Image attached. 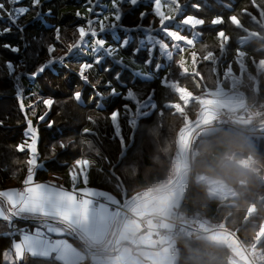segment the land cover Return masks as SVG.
Here are the masks:
<instances>
[{
    "label": "trees",
    "instance_id": "trees-1",
    "mask_svg": "<svg viewBox=\"0 0 264 264\" xmlns=\"http://www.w3.org/2000/svg\"><path fill=\"white\" fill-rule=\"evenodd\" d=\"M41 1L40 8L30 7L27 14L18 18L10 27L7 22H0L1 30L6 27L10 29L9 32L0 34V189L18 186L26 177L29 154L27 151L16 152L15 146L24 139L27 118L36 122L40 115L48 111L40 96L54 99L47 117L54 124L50 128L47 127V121L37 125L38 160L41 165L36 171V179L51 172L63 173L76 158H85L93 162L87 169L88 185L106 191L118 200L122 196L132 197L164 184L170 170L161 173L158 165L153 164L152 157H158L161 162L167 160L168 154V162L175 160V144L181 136L185 119L177 115L173 108L167 107L180 102V96L162 85L163 75L166 74L167 80L177 78L179 86L198 96L207 90L216 89L227 62L232 60L236 49L240 48L245 53L244 60L249 74L253 76H244L239 86V90L245 94L247 107L254 115L251 124L243 128L223 123L198 132L194 144V148L198 149L194 165L205 167L203 172L206 175L218 179L222 178L226 169L224 164L229 159L237 161L252 155L255 159L252 170L257 171L259 177L249 172L238 173V179L244 180L245 184L234 187L238 195L236 200L213 199L208 196L205 185L190 186L180 210L186 216L196 214L209 222L222 223L226 229L236 232L245 246H250L255 232L264 220V185L260 183L264 178V166L259 167L256 158L259 156L264 159V138L247 134L251 128L264 126V73L256 75L252 64V61L264 59V27L261 26L264 25V16L257 11L258 7L264 8V0H180L185 14L192 13L206 21L197 29L201 36L193 46V52L200 60L194 77H181L174 61L163 69L155 70L156 52L149 64H146L149 59L148 49H137L136 39L140 33L138 29L150 26V20L156 21L149 2H139L135 6L120 4L121 19L117 23L121 30L120 41L125 37L124 30L138 29L133 32V39L125 48H119L112 56H105L103 62L96 65L92 54H74L66 59L50 58L49 45L54 43L52 34L57 27L61 28V39L56 44L53 56L67 54L66 50L73 48L78 41L75 27L84 21L76 17L75 12L79 10L87 14L83 7L86 0ZM193 5H200V10L197 11ZM245 10L252 17L244 15ZM48 11L49 14L45 15ZM37 15L41 17L38 20L34 19ZM213 16H224L225 23L213 26L210 23ZM228 16L239 18L242 29L234 28L232 23H228ZM220 28L232 37L223 53L219 52L221 43L216 35ZM187 31L183 34H189ZM248 31L256 32L259 37L241 46L239 39L245 37ZM106 39L112 43L110 34H106ZM213 51L217 57L221 56L218 62L207 60V55ZM82 61H88L92 65L87 79L77 71L78 64ZM7 62L13 65L12 72ZM137 70H141L142 74H149L150 79L137 76ZM97 80L98 84L95 83ZM128 89L133 91L139 102L152 95L156 104L152 114L138 119L134 128L130 123L129 110L123 107H133L131 101L123 99V93ZM75 90H80L81 102L69 99ZM31 91L36 95L26 97ZM19 97L25 105L23 111L18 102ZM36 97L39 101L32 105L31 102ZM198 105L197 102L190 104L189 120L195 119ZM32 110L35 113L33 116ZM116 110L119 115V134L115 132L110 118V114ZM89 115L97 119L89 123L86 119ZM146 127L156 132L149 138H139ZM83 129H88L86 135L82 132ZM68 138L73 143L62 149L57 146L55 155L45 158L49 154V145ZM131 138L135 140L129 144ZM170 140L171 154L164 151ZM149 145L151 157L147 150ZM143 169L150 170L147 176L143 175ZM251 205L255 207L256 215L246 219ZM190 244L199 246L196 251H192L189 246L182 245L178 264H228L225 250L193 239ZM259 247L264 254V243ZM15 264L61 263L53 259L30 258Z\"/></svg>",
    "mask_w": 264,
    "mask_h": 264
},
{
    "label": "crops",
    "instance_id": "crops-1",
    "mask_svg": "<svg viewBox=\"0 0 264 264\" xmlns=\"http://www.w3.org/2000/svg\"><path fill=\"white\" fill-rule=\"evenodd\" d=\"M49 1V0H45ZM30 2V4H29ZM139 2H149L152 0H92L93 12L97 15L113 16L114 19L103 24V29L96 33L95 36L86 38V48H79L71 55L81 54V56H88L92 54L94 64L99 65L103 62L105 56H112L116 54L119 48L123 49L132 41L133 32L135 29L124 30V35L120 41V29L117 26L121 19L120 4L129 3L132 6L137 5ZM167 2V0H164ZM4 4V9H0V22H7L10 27L18 18L24 16L29 11L30 7L40 8L42 1L33 7L32 0H0ZM31 5V6H30ZM83 7L87 12V3H83ZM27 9L26 12L22 11ZM152 11H154L152 7ZM167 11V9H165ZM49 11L45 13L48 15ZM82 16H91L90 13H81ZM78 17L77 15H75ZM232 24L239 23L237 17L232 16ZM39 15L34 19H40ZM240 24V23H239ZM94 25V21H93ZM264 27V25H261ZM6 27L0 29V34L7 33ZM201 27V26H200ZM57 29V28H56ZM137 40V49H148L149 59L146 64H149L154 52H156V65L155 70L163 69L171 64L173 59L168 54L166 44V37L160 28H140ZM197 31V30H196ZM189 34L193 35L191 30ZM199 36L196 41L200 39L201 33L197 31ZM106 34H110L112 43L106 39ZM183 34V33H182ZM81 33V37H82ZM137 35H135L137 37ZM185 35V34H184ZM79 37V38H81ZM256 32L248 31L245 37L239 39L240 45H244L253 38H258ZM220 43L224 37H218ZM79 40V39H78ZM120 41V42H119ZM97 42L98 52L89 49L90 43ZM78 43V41L76 42ZM119 43V45H118ZM76 45V44H75ZM74 45V46H75ZM73 46V47H74ZM194 46V45H193ZM193 46H185L182 55L177 53L175 59H181V67L184 71L189 73V76L196 75L197 65L200 60L196 58L193 52ZM17 51V48L13 49ZM137 50L134 51L136 53ZM245 53L240 50L239 56L234 54L232 58L231 68L226 70L227 65L223 70V75L216 89L207 90L198 96H189L187 91L177 84L173 86L174 91L182 98L189 99L187 101L198 102L199 109L196 111L195 122L200 123L213 118H221L218 114L226 113L229 111H236L241 108L243 100H246L245 94L239 90V86L243 81L244 76H252L249 74L247 64L245 63ZM207 60L214 62L212 58L207 55ZM10 72L13 71V65L9 62L6 63ZM255 67L256 75L264 73V59L252 61ZM89 63V68H91ZM135 74L142 79H150L149 74H142L141 70L135 71ZM253 78V76L251 77ZM170 81V80H168ZM162 85L168 87L166 83V74L163 75ZM256 80H254V89H256ZM131 94L133 92L129 90ZM34 92H29L26 97H33ZM183 96V97H182ZM133 102L135 99L132 96L126 98ZM39 101L36 97L31 104L34 105ZM150 101V100H149ZM78 102H81L80 99ZM238 106V107H237ZM247 106V105H246ZM126 109L129 110L128 106ZM240 110V109H239ZM130 111V110H129ZM241 112H246L242 109ZM32 110V116L34 115ZM248 114L251 115L250 110ZM213 117V118H212ZM232 125L245 128L251 124V117L248 115L238 116ZM233 119V117H232ZM33 123V127L43 121L39 120ZM215 120V119H213ZM217 121V120H216ZM212 124L206 125L197 130L203 132ZM48 127V126H47ZM206 127V128H205ZM50 128V127H48ZM264 129V126L260 127ZM26 127L23 131L24 139L29 140L25 135ZM254 130L253 128L250 129ZM189 133V132H188ZM188 133L185 136L180 152L183 153L182 164L185 165L189 157L190 143L192 137L185 145ZM39 134V133H38ZM30 142V140H29ZM29 154V153H28ZM88 160L85 159L83 164L85 167L88 165ZM253 163L252 157L243 158L240 161L234 162L229 160L226 162V169L222 174V178H211L206 175L202 169L195 171L189 182L177 178L163 187H157L140 192L136 197L130 199L118 200L113 195L106 191L94 188L88 185V175L82 171L79 175L83 177L76 180L75 169L71 168V163L63 173L51 172L45 177L36 179L37 183H43L45 187L56 183L63 186L66 190H72L76 187L80 193L87 192L88 195L74 196L76 201L72 211L65 212L63 210L54 211L46 207L45 210L32 211L28 209H10L7 200L0 196V264H15L18 262H25L30 258L38 259H53L61 264H178L179 256L176 258H169L167 245L162 247H155L150 238L149 232L144 230L136 221H128L123 216L111 210V206L123 204L129 208L133 214L137 216L160 214L168 216L173 208H179L183 202L186 191L190 186L205 185L207 193L210 198L219 199L221 201L230 199L236 200L238 198L235 186H243L244 183L238 179V173L249 172L255 173L251 169ZM41 165V163H39ZM39 164L34 169H40ZM234 164L235 166H232ZM69 175L72 177L73 186L71 184ZM26 178V177H25ZM178 179V180H177ZM84 181V182H83ZM264 183V178L260 182ZM233 184V186H232ZM17 188V186H8L0 189V192L8 189ZM95 200H102V204L97 210L92 208V203ZM233 205V204H230ZM256 209L251 205L247 211L246 219L255 216ZM207 220L199 224H192L189 226L187 234L181 237L178 241L179 247L182 245L189 246L192 251H196L197 245L190 244V240H197L213 245L217 249H222L227 252L228 264H263L264 254L259 245L264 241V221L260 224L259 229L255 232L252 244L245 246L241 239L237 236L236 232L230 231L226 228L219 229L209 226ZM16 226L17 229L13 230L12 227ZM20 243L24 245V254L21 259H15L18 254L14 251V245ZM181 253V248H180Z\"/></svg>",
    "mask_w": 264,
    "mask_h": 264
},
{
    "label": "snow or ice",
    "instance_id": "snow-or-ice-1",
    "mask_svg": "<svg viewBox=\"0 0 264 264\" xmlns=\"http://www.w3.org/2000/svg\"><path fill=\"white\" fill-rule=\"evenodd\" d=\"M131 2L135 3V0H131ZM39 3V0H32V6L35 7ZM87 3V12L91 14V16H82L81 12L77 10L75 15L80 17L84 23L76 25L75 31L78 33V37H81V33L83 34L81 38H79L78 43L71 48L67 49L66 53L63 56H53L52 54L55 51L56 44L60 42L61 39V28L57 27L52 34V41L49 45L50 47V58L53 59H60V58H67L71 55L75 50L79 48H86V38L89 36H95L97 32L103 29V24L107 23L108 21L114 19L113 16H106V15H97L93 12L92 8V0H86ZM183 4L180 0H152V7L154 9L153 15L158 21V25L160 30L163 32L164 37H166V44L168 48V54L173 59L176 68L181 77L189 75L186 71H184L181 67V57H184L182 53L184 52L185 46H193L196 42V37L199 36L198 32L196 31L200 26L206 23L203 17L194 15L192 13L185 14L182 11ZM193 7L199 11L200 5H193ZM0 9H4V4L0 3ZM167 9V11H165ZM22 11L26 12L27 9H23ZM257 11L260 13L261 16H264V8H257ZM244 15L252 17V14L244 11ZM239 19V18H237ZM94 21V25H93ZM233 17L228 16L227 22L232 23ZM213 26L216 25H223L225 23L224 16H213L210 22ZM234 28L242 29V25L237 23L233 24ZM191 30L193 35L191 37L182 34L183 32ZM6 31H10V29H6ZM218 37H224L220 46L219 52L223 53L228 43L232 40L231 36L225 32L223 28H220L216 32ZM177 53H181L180 58L177 60L175 56ZM236 56L240 54V48H237ZM209 56L212 58L214 62H218L221 59L217 57L215 52L209 53ZM232 61L227 62V69L231 68ZM94 66V65H93ZM89 63L88 61H82L78 64V73L83 75V78L87 79L89 72ZM179 80L177 78H173L170 81L166 79V83L168 87L172 90L173 86L177 84ZM96 84L99 83V80L95 82ZM36 95V94H33ZM81 96L80 90H75L72 92L71 96L69 97L70 100L79 101ZM44 107L48 110L43 115L39 116L40 121H47V126L51 127L54 124V121L47 120L49 113L51 112L52 106L54 104L53 98H43L40 96ZM18 102L20 105L21 110L23 111L25 105L22 102L20 97L18 98ZM169 106V105H168ZM118 115L117 111H114L110 114V118L115 121ZM86 119L89 123L94 122L97 118L93 116H86ZM82 132L86 135L88 129H83ZM25 135L29 137V140H25L23 143H19L15 146V151L23 153L27 151L29 153V158L27 159V169H26V178L22 181V189L12 188L6 191L0 192V196L4 197L10 209H28L32 211H40L41 209L45 210L46 207L53 209L54 211L63 210L65 214L73 210L76 201L74 200V196L85 195L87 196L88 193H80L77 191V188L73 186L72 177L69 175L72 190H66L63 186L53 183L45 187V185L36 182V176L34 173V169L37 167L39 160H38V141H39V134L37 128L33 127V123L31 120H27V130ZM70 143H73L71 138L64 139L58 141L57 143L49 145V154L45 158L50 156H54L57 150V146L59 148H65ZM85 158H76L71 165L72 169H75L76 173V180H80L83 177L79 174L82 171H85L90 167L93 163L89 160L87 167L84 166L83 161ZM84 182V181H83ZM24 245L17 243L14 245V251L18 253L15 256V259H21L24 254Z\"/></svg>",
    "mask_w": 264,
    "mask_h": 264
},
{
    "label": "rangeland",
    "instance_id": "rangeland-1",
    "mask_svg": "<svg viewBox=\"0 0 264 264\" xmlns=\"http://www.w3.org/2000/svg\"><path fill=\"white\" fill-rule=\"evenodd\" d=\"M151 12H152V14H153V11L151 10ZM155 17V16H154ZM149 25L150 26H148V27H150V29L151 28H154V27H156V28H159V25H158V22L157 21H152V20H150V23H149ZM156 28H154V29H156ZM97 45H98V43L97 42H94V43H90V45H89V49L91 48V49H93L95 52H97L98 54H99V52H98V49L96 48L97 47ZM170 64V63H169ZM142 70H143V68H142ZM181 87V86H180ZM182 88L183 89H185L186 91H187V93L189 94V96H194L187 88H185V87H183L182 86ZM129 90H131V89H128V90H126V92H124L123 93V99H126V98H129V96L131 97H133V98H135V99H133L132 101V103H133V107L132 108H130L129 110V117H130V123L133 125V128L136 126V123L138 122V119H140V118H145V117H147V116H149L150 114H152L151 112H153L154 111V109H156V104H155V102H154V99H153V96L152 95H149L146 99H144V100H142V101H138L137 99H136V97H135V95H134V93L133 94H131V92L129 91ZM132 91V90H131ZM133 92V91H132ZM172 92H174V93H176L175 91H174V89H172ZM183 97V96H182ZM150 100V101H149ZM187 100H189V99H182L181 97H180V102H178L177 104H172V105H167V107H169V108H173L174 109V111L177 113V115H179L181 118H183V119H185V125L181 128V136L178 138V142H177V144H175V154H176V156H175V160L174 161H169L168 162V160H169V156H168V154H167V160H163V161H159L157 158L158 157H156V156H153L152 157V162H153V164H157L158 165V168H159V170H160V172L162 173H167V169L168 170H170V173L167 175V178H165L166 179V182L164 183V184H161V185H158V186H156L155 188H159V187H163V186H165V185H167L168 183H170L172 180H173V178L175 177V175H176V172H177V168H178V166H179V160H178V155H179V152H180V150H181V147H182V144H183V141H184V139H185V136H186V134L188 133V131L194 126V125H196L197 123L195 122V119L194 120H189L188 119V111H189V109H190V104L192 103L191 101H187ZM198 103V102H197ZM124 108H126L127 107V105H124L123 106ZM198 107H199V105H198ZM238 107V106H237ZM129 108V107H128ZM198 109V108H197ZM240 109V110H239ZM239 109H237L236 111H229V112H226V113H222V114H218L219 116H224V117H227L228 119L227 120H225V119H217V118H213V119H215V121L214 122H212L211 124H212V126H218V125H220V124H225V123H231V124H233L234 123V121L235 120H238L239 118H238V116H245V115H248L249 117H251V119H252V117L254 116V115H252V113H251V115L250 114H248V111L250 110L247 106H246V102L243 100V103L241 104V108H239ZM242 109H244V111L246 112V114L244 115V112H241L242 111ZM117 111V110H116ZM118 112V111H117ZM251 112V111H250ZM159 113H160V111H159ZM195 114V113H194ZM197 114V113H196ZM195 114V115H196ZM232 117H233V119H232ZM217 120V121H216ZM111 121H112V124H113V127H114V129H115V132L117 133V134H119V131H120V129H119V115H117V117H116V119H115V121H113L112 119H111ZM233 122V123H232ZM212 126H210L209 128H211ZM206 128V127H205ZM202 129H204V128H202ZM153 132H156V130H154V129H150L149 127H146L144 130H142V132L139 134L140 136H139V138H142V137H145V136H148V138H149V136H151V134L153 133ZM198 133V132H197ZM197 133H196V135H193L192 136V139H191V143H190V150H189V157H188V161L187 162H185V165L184 166H186V169H184L183 171H182V173L180 174V178H183V179H185L186 180V184L189 182V180H190V178H191V174H192V176H193V174H194V172L195 171H198V170H200V169H202V170H206V168L205 167H195V165H194V157H195V155L197 154V152H198V149L197 148H194V144H195V141H196V137H197ZM138 138V139H139ZM137 139V138H136ZM177 139V138H176ZM133 140H135V139H130V142H129V144H132L133 142ZM137 142V141H136ZM136 144V143H135ZM155 149L157 150V146L155 147ZM147 150H148V152H149V156L151 157L152 155H151V147H150V145L149 146H147ZM172 141L170 140L169 141V143L165 146V149H164V151H166V153H172ZM262 150V149H261ZM252 157L253 158V163H252V165H251V169H253V164H254V157L252 156V155H248V156H246L245 158H247V157ZM256 158H258V162H257V165L259 166V167H262V166H264V159L263 158H261V157H259V156H256ZM243 159V158H242ZM229 160H231V159H229ZM228 160V161H229ZM241 159H239V160H237V161H240ZM237 161H234V162H237ZM225 166H226V164H224ZM150 172V170L149 169H143V171H142V173H143V175H145V176H147L148 175V173ZM255 173H254V175H255V177H259V175H258V173H257V171H254ZM164 176V175H163ZM192 179V178H191ZM178 180V179H177ZM263 180V179H262ZM243 183H244V180L242 181ZM245 184V183H244ZM263 185H264V183H263ZM232 186H233V184H232ZM244 186V185H243ZM206 187V186H205ZM242 187V186H241ZM151 189H153V188H151ZM237 189V188H236ZM206 190H207V187H206ZM131 197H128V198H125L124 196H122L121 197V199L123 200V199H130ZM256 214V213H255ZM264 221V220H263ZM262 221V222H263ZM261 222V223H262ZM259 229V228H258ZM262 243H264V241L262 242ZM264 264V263H263Z\"/></svg>",
    "mask_w": 264,
    "mask_h": 264
},
{
    "label": "built area",
    "instance_id": "built-area-1",
    "mask_svg": "<svg viewBox=\"0 0 264 264\" xmlns=\"http://www.w3.org/2000/svg\"><path fill=\"white\" fill-rule=\"evenodd\" d=\"M220 119L227 120L228 118L222 116ZM247 134L252 137L264 138V129L256 128L247 132ZM182 166L184 169H186V166H184L183 164ZM85 173H87V170ZM22 186L23 185L21 183L17 186V188L22 189ZM102 202V200H95L92 203V208L94 210H97L98 207L102 204ZM111 210L123 216L125 220L136 221L139 226H141L144 230L148 231L152 243L155 247L159 248L165 245H167L168 247L170 246L168 251L169 258H176L180 254V247L178 241L181 237L187 234L189 226L192 224H199L201 222H204V219L201 218L199 215H184L181 212L180 207L173 208L169 212L168 216H163L160 214L137 216L133 214V212L123 204L111 206ZM207 223H209V226L211 227L219 229L225 228L222 223H212L209 221ZM12 229L15 230L17 228L16 226H13Z\"/></svg>",
    "mask_w": 264,
    "mask_h": 264
},
{
    "label": "water",
    "instance_id": "water-1",
    "mask_svg": "<svg viewBox=\"0 0 264 264\" xmlns=\"http://www.w3.org/2000/svg\"><path fill=\"white\" fill-rule=\"evenodd\" d=\"M214 121H215V120H213V119L211 120V119H210V120L203 121V122H200V123H197L196 125H194V126L188 131L189 133H188L187 139L185 140V145L187 144V142L189 141V139L193 136V134H194L197 130L201 129L202 127H204V126H206V125L211 124V123L214 122ZM182 157H183V153H182V152H179V156H178V158H179V166H178L177 175H176L175 178H177V177L182 173V171L184 170V168H183V166H182V162H181ZM232 166H235V165L232 164ZM175 178H174V179H175ZM138 194H139V193L133 195L132 198L136 197Z\"/></svg>",
    "mask_w": 264,
    "mask_h": 264
}]
</instances>
